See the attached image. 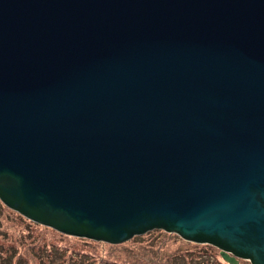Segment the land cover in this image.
Instances as JSON below:
<instances>
[{"label":"water","instance_id":"water-1","mask_svg":"<svg viewBox=\"0 0 264 264\" xmlns=\"http://www.w3.org/2000/svg\"><path fill=\"white\" fill-rule=\"evenodd\" d=\"M0 202L264 264V0H0Z\"/></svg>","mask_w":264,"mask_h":264},{"label":"rangeland","instance_id":"rangeland-1","mask_svg":"<svg viewBox=\"0 0 264 264\" xmlns=\"http://www.w3.org/2000/svg\"><path fill=\"white\" fill-rule=\"evenodd\" d=\"M228 264L212 245L153 229L110 244L60 234L0 202V264ZM238 264H247L237 260ZM248 264H250L248 262Z\"/></svg>","mask_w":264,"mask_h":264},{"label":"trees","instance_id":"trees-1","mask_svg":"<svg viewBox=\"0 0 264 264\" xmlns=\"http://www.w3.org/2000/svg\"><path fill=\"white\" fill-rule=\"evenodd\" d=\"M248 264V262H246ZM216 264H222V262H217Z\"/></svg>","mask_w":264,"mask_h":264}]
</instances>
